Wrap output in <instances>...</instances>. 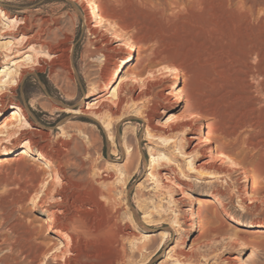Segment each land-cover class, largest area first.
<instances>
[{
	"label": "rangeland",
	"instance_id": "rangeland-1",
	"mask_svg": "<svg viewBox=\"0 0 264 264\" xmlns=\"http://www.w3.org/2000/svg\"><path fill=\"white\" fill-rule=\"evenodd\" d=\"M93 1L89 20L82 0H0V123L20 106L28 129L1 144L16 151L0 162V258L264 264V0ZM39 26L53 49L25 42ZM15 64L22 79L3 84ZM67 236L74 255L57 252Z\"/></svg>",
	"mask_w": 264,
	"mask_h": 264
},
{
	"label": "bare ground",
	"instance_id": "bare-ground-1",
	"mask_svg": "<svg viewBox=\"0 0 264 264\" xmlns=\"http://www.w3.org/2000/svg\"><path fill=\"white\" fill-rule=\"evenodd\" d=\"M82 1H86V5L85 8L88 11V19L91 20L94 17H98L99 16V6L93 1V0H82ZM46 23V21H43V25ZM41 27V26H39ZM44 27V26H43ZM39 28V30H37V32L35 34H33L30 37L26 38L25 42H31L33 40H35V42H39V47L40 48H48V50L53 49L52 45L50 44V42L46 41L45 39H43V41L40 40L42 33L44 34V29L45 28ZM43 28V29H42ZM48 31V30H47ZM54 39L56 38V34L53 35ZM56 40V39H55ZM54 43V42H53ZM134 45H133V41H127L125 43V50L127 51H131L133 49ZM62 50L59 49V47H57V51H54L53 57H60L62 54ZM130 56V53H129ZM29 59H31V57H29ZM128 61L124 60L122 62V64H126ZM14 63L12 62V65ZM6 72V70H3ZM6 74H8V79L4 80L3 84H9L11 82H15V84L22 79V75L20 72H18V66L15 64V70L14 72H6ZM261 74V73H260ZM259 74V75H260ZM263 77V76H262ZM127 79L126 75H122L119 77L118 82L116 83V85L113 87V90L111 91V97L112 100L114 99V104H116L117 106L122 104L123 102V98H122V94H121V88L123 83L125 82V80ZM251 85V84H250ZM264 87V86H263ZM251 95V94H250ZM100 101V100H99ZM97 101V102H99ZM175 103H182L184 101V97L182 95H178L175 99H174ZM256 102V101H255ZM63 112L67 113V114H85V110L83 111H77L74 109H61ZM92 112V111H91ZM92 114H94V116L96 115V117H99L100 113L99 111H95ZM197 112L194 110H191L187 113L186 116H183L181 119L179 117V119L181 120L182 123H180V125L177 126V128H179L182 132L183 130L186 128L185 126H188L189 129L192 128L191 126V122L193 123L196 120L197 117ZM76 116V115H75ZM173 117H177L175 115H172ZM24 117V118H22ZM23 119V122L21 121ZM98 119V118H96ZM2 123H0V148H2L3 150H5L6 153L3 154V157H0V162H5L8 160H13L15 159L14 157L11 158H7V155H11L13 154L16 149L15 147H6L5 145H1L3 143V140L5 139H9V137H11L12 135L16 134V133H24L27 132L28 129H24L21 127L26 124V118L24 116V110L20 107V106H15V109H13L12 113L8 116H6L2 121ZM174 122V119L168 118L166 120V124ZM117 127V126H116ZM148 128V127H147ZM198 133L200 134L203 131V126L202 124H199L197 127ZM193 129V128H192ZM15 141V140H14ZM13 141H11V144ZM31 139L26 141V147L22 148V151H20V155H25L28 154L29 152H31L30 147L28 146V144H30ZM6 154V155H5ZM45 154L38 152L37 153V159H41L44 158ZM3 158V159H2ZM46 166L51 165L49 161L45 162ZM2 164V163H1ZM232 168H234L235 170H239V175L242 178H245V170H242V168L240 167V165L236 162H231L230 165ZM170 170V169H167ZM229 171V169H227ZM159 176H162V172L158 171L157 172ZM229 173V172H228ZM209 178H213V176H209ZM182 184H185L186 186H190V184L188 182L182 181ZM65 187V183L60 185V189L62 190ZM177 187H181L180 185H178ZM183 189V188H182ZM25 190V189H24ZM184 191V190H183ZM57 192V191H56ZM64 193V192H62ZM99 193V191H98ZM61 194V193H60ZM90 194V193H89ZM96 194V192L94 193ZM104 194V193H103ZM92 195V194H91ZM89 195V197L91 196ZM99 195V194H96ZM102 195V194H101ZM105 196V195H104ZM94 197V195H93ZM64 198V197H63ZM67 199V198H66ZM86 199V198H85ZM84 199V200H85ZM88 199V197H87ZM83 200V199H82ZM198 200H200L198 197H196L195 194H190V199L188 201V204L190 205V207L187 209V211L192 215V220L193 222L191 223V227L192 230L196 229L198 227V222L200 221V217H199V208L196 206V202H198ZM64 201V200H62ZM201 201V200H200ZM207 201V199H206ZM83 202V201H82ZM58 211V210H57ZM61 213V212H60ZM51 216H53V212L50 213ZM64 214V213H63ZM71 218V217H70ZM78 219V218H77ZM72 221L74 222V219H72ZM52 222V220L50 221ZM75 223V222H74ZM140 223V222H139ZM244 224V223H243ZM252 227H264V223H255L254 225H252ZM57 237H61L63 238V233L59 232V235H56ZM5 239V238H4ZM76 240V239H75ZM28 241V240H26ZM15 242V241H14ZM26 246V245H25ZM24 245L19 246L17 249V253H19L18 255L22 256V259H29L31 257H33L32 259H35L36 255L33 254L32 256V252H30V249L25 247ZM17 247V246H16ZM37 247V246H36ZM240 248H243V245L240 246ZM35 249V248H34ZM57 252L59 251L60 253H62L63 255L68 253L69 255H74L75 253L73 252H78V249L75 246V241L74 238L72 236H67L66 239H64V241H60L58 243V247H57ZM16 250V249H15ZM44 251V250H43ZM16 253V254H17ZM41 254V253H40ZM184 254V253H182ZM3 257V256H1ZM11 258V257H10ZM38 258V257H37ZM38 260V259H37ZM31 261V260H30ZM34 261V260H33ZM29 262V261H28ZM0 263L2 264H10L6 257L5 258H0Z\"/></svg>",
	"mask_w": 264,
	"mask_h": 264
}]
</instances>
